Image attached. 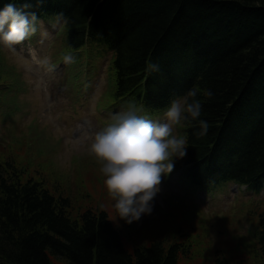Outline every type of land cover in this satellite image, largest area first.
I'll return each mask as SVG.
<instances>
[{"label": "trees", "instance_id": "trees-1", "mask_svg": "<svg viewBox=\"0 0 264 264\" xmlns=\"http://www.w3.org/2000/svg\"><path fill=\"white\" fill-rule=\"evenodd\" d=\"M7 1L0 0V7ZM68 27L69 47L81 44L87 29L115 44L120 93L137 89L149 61L159 65L147 94L154 106L193 78L187 89H200L209 131L199 137L198 125L188 124L190 157L208 158L214 148L224 173L260 184L264 0H76ZM20 176L11 162L0 163V264H178L179 255L187 254L182 244L166 246L162 239L131 253L105 212L86 210L72 218L68 198ZM262 226L264 254V220Z\"/></svg>", "mask_w": 264, "mask_h": 264}, {"label": "rangeland", "instance_id": "rangeland-1", "mask_svg": "<svg viewBox=\"0 0 264 264\" xmlns=\"http://www.w3.org/2000/svg\"><path fill=\"white\" fill-rule=\"evenodd\" d=\"M61 51L59 47L60 54ZM19 54V49L0 50V77H4L2 82L9 87L0 94V163L11 162L22 180L43 181L50 193L70 197L73 217L87 209H102L116 227L125 226L107 193L100 165L88 154L91 139L103 127L82 122L83 112L93 116L94 107L78 105L74 112L75 98L70 96L57 105L59 113L54 115L48 100L58 88L59 79L51 81L33 62L23 58L20 62ZM88 60L91 67L100 66L99 80L101 73L105 75L95 100L101 106L108 90V76L106 71L101 72L102 62L91 57L84 62ZM21 70L23 76L19 75ZM174 180L162 181L164 187L155 197L153 213L136 223L141 228L126 226L122 234L125 241L128 238L127 248L162 239L168 243L166 246L180 243L187 250V254L179 255L178 264H215L216 258H221L222 264H264L251 247L256 244L251 242L253 239L249 241L246 233L256 221L250 216L253 210L249 206L257 208L264 199H252L251 194L230 186L226 193L197 196L195 201ZM260 210H264V205ZM57 261L65 264L61 259Z\"/></svg>", "mask_w": 264, "mask_h": 264}, {"label": "clouds", "instance_id": "clouds-1", "mask_svg": "<svg viewBox=\"0 0 264 264\" xmlns=\"http://www.w3.org/2000/svg\"><path fill=\"white\" fill-rule=\"evenodd\" d=\"M42 3L43 0H37L38 5ZM32 8L29 0L19 6L16 0H9L0 7V48L15 51L18 45L37 34L41 49L47 47L51 34L47 25L59 30L63 14L46 25ZM33 62L44 73H54L58 67L43 51L34 52ZM75 62L70 50L61 53L60 63L68 66ZM158 71V64L147 63V73ZM207 95L210 97L211 91ZM199 97L198 87L188 89L171 101L159 119L141 115L143 109L130 103L125 110L114 113L111 122L91 139L88 154L100 165L99 171L118 217L128 224L153 213L162 179L172 173L176 159L185 157L188 141L176 135V129L185 124L198 125L197 136L208 134L209 123L201 118L203 104Z\"/></svg>", "mask_w": 264, "mask_h": 264}, {"label": "bare ground", "instance_id": "bare-ground-1", "mask_svg": "<svg viewBox=\"0 0 264 264\" xmlns=\"http://www.w3.org/2000/svg\"><path fill=\"white\" fill-rule=\"evenodd\" d=\"M2 1H5V0H2ZM56 2H58V1H65V0H55ZM7 2H9V0L7 1ZM6 2V3H7ZM60 9V8H59ZM124 75H126V73L124 74Z\"/></svg>", "mask_w": 264, "mask_h": 264}]
</instances>
